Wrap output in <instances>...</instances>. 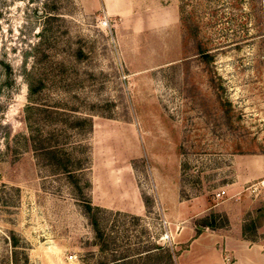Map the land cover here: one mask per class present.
<instances>
[{"label":"rangeland","instance_id":"374dc122","mask_svg":"<svg viewBox=\"0 0 264 264\" xmlns=\"http://www.w3.org/2000/svg\"><path fill=\"white\" fill-rule=\"evenodd\" d=\"M254 153L264 0H0V264H183L173 183Z\"/></svg>","mask_w":264,"mask_h":264},{"label":"crops","instance_id":"0c3cea01","mask_svg":"<svg viewBox=\"0 0 264 264\" xmlns=\"http://www.w3.org/2000/svg\"><path fill=\"white\" fill-rule=\"evenodd\" d=\"M230 161L231 178L223 188L226 196L220 201L209 203L202 196L176 198L177 185L173 183V201L166 217L173 240L180 244L183 264H264V217L253 237L242 231L255 208L260 207L264 214V187L255 194L244 188L249 181L264 182V153L236 154ZM188 202H197L190 211L186 208ZM211 210L225 215L224 225L209 228L194 224V218Z\"/></svg>","mask_w":264,"mask_h":264},{"label":"trees","instance_id":"16d2710c","mask_svg":"<svg viewBox=\"0 0 264 264\" xmlns=\"http://www.w3.org/2000/svg\"><path fill=\"white\" fill-rule=\"evenodd\" d=\"M178 10L180 13V17L183 18V15H182L183 4L181 1L178 3ZM201 54L206 59L210 58L208 52H204V50H201ZM86 208L90 210L91 208L95 209L96 206H90V204L86 202ZM263 217H264V214L261 208L260 207L255 208L252 211V215H249V218L247 219V221L243 223L242 225L243 234L253 237L256 227H258L261 224ZM225 220H226V217L224 214H221L218 211L211 210L207 214L199 218H195L194 224L198 227L207 226L209 228H215V227L224 225L226 222ZM94 221H95L94 219H91V222L94 223ZM11 245L13 246L16 245V238L13 236V234H11Z\"/></svg>","mask_w":264,"mask_h":264},{"label":"built area","instance_id":"2783aa9c","mask_svg":"<svg viewBox=\"0 0 264 264\" xmlns=\"http://www.w3.org/2000/svg\"><path fill=\"white\" fill-rule=\"evenodd\" d=\"M259 183H260V185L261 186H263L264 187V182H263V180H260L259 181ZM254 183H252L251 185H253ZM251 185H249V184H245L244 185V188L245 189H247V190H249V192H252L253 194H255V193H257V191H258V189L256 190V186L254 187V185H253V187L251 186ZM250 186V187H249ZM224 189L223 188H218V189H216L214 192H213V194H214V197L215 198H219V197H221V196H223V194H224ZM73 255H69L68 257H72ZM225 259H227V257L225 256Z\"/></svg>","mask_w":264,"mask_h":264}]
</instances>
